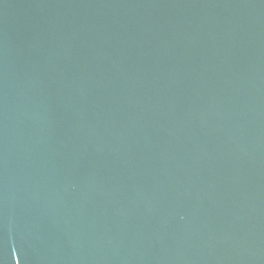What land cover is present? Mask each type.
I'll use <instances>...</instances> for the list:
<instances>
[{
  "label": "water",
  "instance_id": "1",
  "mask_svg": "<svg viewBox=\"0 0 264 264\" xmlns=\"http://www.w3.org/2000/svg\"><path fill=\"white\" fill-rule=\"evenodd\" d=\"M0 264H264V0H0Z\"/></svg>",
  "mask_w": 264,
  "mask_h": 264
}]
</instances>
